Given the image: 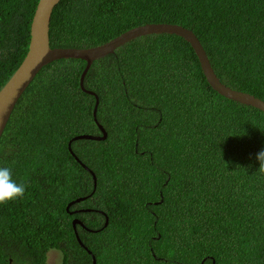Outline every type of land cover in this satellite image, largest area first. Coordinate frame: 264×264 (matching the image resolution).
Masks as SVG:
<instances>
[{
    "label": "trees",
    "instance_id": "obj_1",
    "mask_svg": "<svg viewBox=\"0 0 264 264\" xmlns=\"http://www.w3.org/2000/svg\"><path fill=\"white\" fill-rule=\"evenodd\" d=\"M37 2L0 0V88L27 51ZM147 23L192 30L222 83L264 101V0H60L49 45L93 47ZM84 66H44L0 137V167L27 185L0 204V264H46L51 249L63 264H264V115L213 90L174 34L136 37L91 63L83 85L106 137L71 142L96 188L77 204L91 211L66 210L93 189L68 140L102 134L80 89Z\"/></svg>",
    "mask_w": 264,
    "mask_h": 264
},
{
    "label": "water",
    "instance_id": "obj_2",
    "mask_svg": "<svg viewBox=\"0 0 264 264\" xmlns=\"http://www.w3.org/2000/svg\"><path fill=\"white\" fill-rule=\"evenodd\" d=\"M60 0H38L33 17L30 23L29 29V44L27 51L21 60L20 64L17 66L12 75L8 78L5 84L0 88V137L5 129V126L10 118V115L24 92L27 86L31 83V81L35 78L38 72L47 64L52 61L58 59H68V58H76L82 59L85 61V66L80 74L79 85L80 89L86 92L89 95L94 97V107L92 111L93 120L96 123L98 129L102 133L101 135H91V134H79L73 136L68 140V151H70L71 155L74 159L87 171L90 172L93 181V189L90 196L96 186V177L94 173L88 169L72 152L70 144L72 141L79 139L86 140H103L106 137V132L103 126L96 120V110L99 103L98 96L90 90H86L83 85L85 74L90 67L91 63L94 60L100 59L107 54L113 53L114 50L124 43L143 35L149 34H174L181 38H183L186 42L189 43L190 47L193 49L201 71L209 84V86L215 90L218 94L222 95L225 98L231 99L235 102L252 106L254 108L262 111L264 115V101L259 99L258 97L249 94L247 92L239 91L236 89H232L231 87L222 83L217 75L215 74L212 65L206 55V52L198 40V38L194 35L192 30L170 23H147L139 26L132 27L118 36L110 39L109 41L88 48H59V47H50L49 45V23L50 17L53 8L57 5ZM86 196L77 197L74 200H71L66 204V210H68L69 206L73 203L80 202L86 199ZM82 210H90V209H79L76 211H70V213L80 212ZM75 223L82 225L81 221L78 219L72 220V226L74 228ZM107 219L104 223L106 225ZM75 229V228H74ZM76 238L79 244H82L77 233ZM88 252H90L87 249ZM92 264H95V258L92 255Z\"/></svg>",
    "mask_w": 264,
    "mask_h": 264
},
{
    "label": "clouds",
    "instance_id": "obj_3",
    "mask_svg": "<svg viewBox=\"0 0 264 264\" xmlns=\"http://www.w3.org/2000/svg\"><path fill=\"white\" fill-rule=\"evenodd\" d=\"M255 158L259 162V168H258L257 171L259 173H261V174H264V149L260 150L256 154ZM26 187H27V185L23 181L18 183L13 178V172H12V169L10 167H0V204L7 203L8 201H13V200H16L18 198H22L24 196V194H25ZM95 188H96V186H95ZM93 193H94V191H93ZM88 195H86V197H90L91 196V195L90 196H88ZM80 197H82V196H80ZM84 200H82V201H84ZM82 201H80V202H82ZM80 202L73 203L69 207H71L73 205H76V204H79ZM79 209H86V208H79ZM79 209H75V208L73 209L72 208L70 211H76V210H79ZM91 210L92 209H90L89 211H91ZM100 213H102V211ZM106 219H105V221H106ZM57 253H61L63 255L64 252H61L58 249L49 250L48 253H47V257H46V264L48 262V259H49V261H54L55 264H58V258H57V261L55 260ZM11 261L13 262L12 264H17L19 262L15 258L12 259ZM20 263L21 264H25L23 262H20Z\"/></svg>",
    "mask_w": 264,
    "mask_h": 264
},
{
    "label": "flooded vegetation",
    "instance_id": "obj_4",
    "mask_svg": "<svg viewBox=\"0 0 264 264\" xmlns=\"http://www.w3.org/2000/svg\"><path fill=\"white\" fill-rule=\"evenodd\" d=\"M70 147H71V145H70ZM71 150H72V148H71ZM72 152L74 153V151L72 150ZM69 153H70V151H69ZM71 154V153H70ZM74 155H75V153H74ZM72 156V155H71ZM76 156V155H75ZM73 157V156H72ZM77 157V156H76ZM74 158V157H73ZM78 158V157H77ZM76 206H77V204H76ZM75 209H79V207L77 206V208H75ZM96 211H100V210H96ZM101 212V211H100ZM65 253H63V255L61 254V253H57L56 254V258H58V264H63V260H64V258H65ZM13 262L11 261V259H9V264H12ZM17 264H21L20 262H18Z\"/></svg>",
    "mask_w": 264,
    "mask_h": 264
},
{
    "label": "rangeland",
    "instance_id": "obj_5",
    "mask_svg": "<svg viewBox=\"0 0 264 264\" xmlns=\"http://www.w3.org/2000/svg\"><path fill=\"white\" fill-rule=\"evenodd\" d=\"M52 256H53V255H52ZM55 260L57 261V258H55ZM47 264H55V262H54V261H49V259H48Z\"/></svg>",
    "mask_w": 264,
    "mask_h": 264
}]
</instances>
